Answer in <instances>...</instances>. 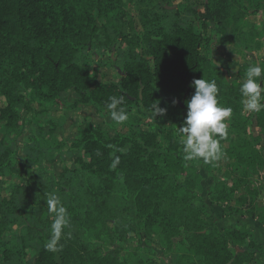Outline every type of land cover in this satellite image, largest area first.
I'll list each match as a JSON object with an SVG mask.
<instances>
[{"label": "trees", "instance_id": "trees-1", "mask_svg": "<svg viewBox=\"0 0 264 264\" xmlns=\"http://www.w3.org/2000/svg\"><path fill=\"white\" fill-rule=\"evenodd\" d=\"M133 1L0 0V264H264L252 225L222 228L210 207L264 223V110L243 111L249 66L229 80L230 57L213 52L215 43L264 48V20L259 28L249 18L264 14V0H198L213 19L201 25L183 17L199 14L191 0L164 7L175 18L142 8L140 26ZM102 34L125 52L117 81L84 58ZM200 78L215 80L220 104L233 110L227 138L216 137L226 180L202 159H184L179 128ZM71 91L75 104L62 103ZM121 95L129 114L122 126L87 121L70 145L47 146L66 147L75 166L51 168L50 151L33 137L21 145L25 109L81 104L110 114L109 97ZM153 103L167 109L155 121ZM204 168L213 178L206 195ZM47 193L70 217L58 252L46 248L54 220Z\"/></svg>", "mask_w": 264, "mask_h": 264}, {"label": "rangeland", "instance_id": "rangeland-1", "mask_svg": "<svg viewBox=\"0 0 264 264\" xmlns=\"http://www.w3.org/2000/svg\"><path fill=\"white\" fill-rule=\"evenodd\" d=\"M182 1L183 0H145V2H143L141 0H134L129 8V13L137 19L138 26H140V9L143 8L153 13H162L165 17L175 18L176 15L171 12H165L164 7L176 8ZM191 2H193L194 7L198 9L199 14L193 15V13L185 11V14H183L184 18L187 20L194 19L198 25H201L204 21L213 20L206 8L200 4L198 0H191ZM249 18L250 21L259 28L263 26L262 22L264 20V14L250 16ZM212 24L215 23L213 22ZM213 52L230 57L231 68L227 71L229 80H235L237 78L238 71L243 69L245 65L251 66L257 63L262 65L264 63V48L258 51L255 49L245 48V46L239 45L236 42L227 44L215 43L213 46ZM124 53L125 52L122 49H110L105 44V37L102 34L95 45L89 51L85 52L84 58H88L89 63H92L99 68L100 77L102 79L107 81H117L119 80V65L124 57ZM77 98L78 95L74 91L64 93L62 103L64 102L66 104L68 103V105H73L75 104ZM66 104H47L42 106L38 103L36 104V109H25L22 112L25 123V131L22 136L21 145L30 143L32 141V137L34 140L39 141L38 144L43 146L45 150L47 149L50 151V160L54 159V164H51L50 167L56 168L57 171H60L64 164L75 166L74 158L66 150V147H58L61 149L58 150L57 148L49 149L47 146H54L57 142L65 143L67 146L70 145L77 137L79 126L84 125L87 121H93L94 123H99L103 126H108L113 122L110 114H103L91 105L78 104L73 107H67ZM163 116L164 115L154 117L153 115H150V119L155 121ZM118 126H122V124H118ZM52 127L53 133H50ZM255 131L257 133L260 132L257 128ZM261 137L260 146H264V134L261 133ZM226 161L227 157L224 153L219 161L208 164L204 163L203 167H210L211 173L214 171L220 179L226 180L227 175L219 171L220 167H225ZM201 173L203 175L202 194L206 195L207 187L213 182V178L210 174V169H201ZM208 202L210 203V201ZM210 207L217 214L220 227H229L238 221H241L242 223H250L255 231L256 237L264 244V223L260 218L251 219L240 216L223 218V207L221 205L210 203ZM169 259L173 262L174 257L171 255Z\"/></svg>", "mask_w": 264, "mask_h": 264}, {"label": "clouds", "instance_id": "clouds-1", "mask_svg": "<svg viewBox=\"0 0 264 264\" xmlns=\"http://www.w3.org/2000/svg\"><path fill=\"white\" fill-rule=\"evenodd\" d=\"M264 66L259 63L247 68L243 82L240 85L241 104L243 111L259 113L264 110ZM190 87L194 88L191 98L186 101L187 113L183 126L179 128L183 135L184 159H202L204 163L219 161L224 155L222 146L216 138H227L228 125L226 120L232 115V108L222 106L218 99L219 89L215 80L204 78L194 79ZM123 95L109 97L106 108L111 120L123 124L129 119V114L123 106ZM176 101H173L175 104ZM154 117L166 114L167 109L159 103H153L149 109ZM99 155V153H97ZM119 156L113 161V166L119 163ZM47 206L54 215L51 224V236L46 248L58 252L62 246L59 241L64 235V229L69 227V213L60 197L55 193H47Z\"/></svg>", "mask_w": 264, "mask_h": 264}]
</instances>
